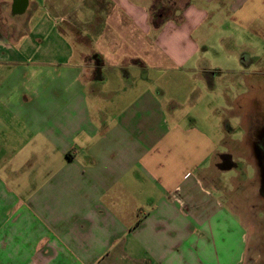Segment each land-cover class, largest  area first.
I'll return each mask as SVG.
<instances>
[{"label":"crops","instance_id":"obj_1","mask_svg":"<svg viewBox=\"0 0 264 264\" xmlns=\"http://www.w3.org/2000/svg\"><path fill=\"white\" fill-rule=\"evenodd\" d=\"M37 5L72 38L49 55L0 25V264H248L260 170L227 180L219 146L241 112L258 159L264 0H0ZM187 80L222 95L202 120Z\"/></svg>","mask_w":264,"mask_h":264},{"label":"rangeland","instance_id":"obj_2","mask_svg":"<svg viewBox=\"0 0 264 264\" xmlns=\"http://www.w3.org/2000/svg\"><path fill=\"white\" fill-rule=\"evenodd\" d=\"M46 8L51 10L49 8V5H46ZM47 13L48 11L45 9V7H42L41 5H37V7L33 6V8L29 11L24 12L23 14H19L17 16L13 15L12 12L3 13V10H1L0 8V25L2 29L6 28L7 30L5 34L6 39L13 42V44L18 46L19 48L20 42L29 41L30 44H36L37 42L45 40V43L47 44L45 46L46 54L51 55L54 49L53 42H57L61 39L69 40L72 38V36L69 33L60 36L58 31L53 30V14H55V12L52 11L53 16L51 17H49ZM59 17L60 16L57 15V18ZM1 33L4 35L5 32L2 31ZM25 49L27 50V52L29 51V55H32L33 53L35 55L34 47H29ZM60 49L62 55H65L67 49L63 45H61ZM88 51L89 50L86 47L78 46L76 51V53H78L77 59L80 57V52ZM223 65L229 67L231 64L225 62ZM236 65H238V63ZM232 81L234 80H231L228 75H224L222 78L218 79V87L223 88V86L232 83ZM187 82L188 83L186 86H188L189 90L185 92V94L179 95V98L183 101L182 106L185 108L183 110L192 114L197 119L202 120L204 119V110L208 108L207 106L209 105V102H211V99L213 100V98L216 97L217 99H214L215 103H222L223 98L220 97L222 95L219 96L217 94L218 96H213L212 94H210L209 96H202L200 95V91L196 89L193 80H187ZM235 90L238 91L237 87L235 88ZM188 92L193 93L187 95L186 93ZM255 96L259 97V94H256ZM262 110L263 109H261L260 107V102H256L254 104L253 114L259 121V125L257 129H251V131L253 130L252 137L254 139H259L264 134V116L262 114ZM240 114L239 112L233 113V115L229 117L230 122L232 123V127L234 128L233 133L229 135V138L225 139V143H221L219 146V149L222 152H232L235 157V161L238 165L237 169L235 168L234 170H231L230 172H227L225 174L227 176V180H230L231 177H237L239 180V170H244L248 177H253L255 174L254 165L257 167L258 170H260L258 159L251 160L250 158L244 156L245 152H249L247 150H249V145L251 142H248L249 144L245 142L246 131L249 128V123H247L248 125H242V120L239 118L241 117ZM202 115L203 118L201 117ZM220 135L223 136V133H220ZM259 184V189L257 188L258 190L255 191L256 193L254 195L255 202H257L256 210L259 211V215L257 217V220L252 224L251 235L248 242V251L246 254V262L248 264H264V196L261 191V170L260 183L258 181V185ZM245 191L246 192L244 194L246 195L247 190ZM238 195V200H241L242 193L240 191L238 192ZM242 201L244 202L243 199Z\"/></svg>","mask_w":264,"mask_h":264},{"label":"flooded vegetation","instance_id":"obj_3","mask_svg":"<svg viewBox=\"0 0 264 264\" xmlns=\"http://www.w3.org/2000/svg\"><path fill=\"white\" fill-rule=\"evenodd\" d=\"M254 149L255 152L258 156V162H259V167L261 170V188L264 186L263 183V173H264V134L261 138L256 139V141L254 142ZM262 194L264 196V188L262 191Z\"/></svg>","mask_w":264,"mask_h":264},{"label":"trees","instance_id":"obj_4","mask_svg":"<svg viewBox=\"0 0 264 264\" xmlns=\"http://www.w3.org/2000/svg\"><path fill=\"white\" fill-rule=\"evenodd\" d=\"M221 165H222V167H228L229 166V164H227V161H224Z\"/></svg>","mask_w":264,"mask_h":264},{"label":"water","instance_id":"obj_5","mask_svg":"<svg viewBox=\"0 0 264 264\" xmlns=\"http://www.w3.org/2000/svg\"><path fill=\"white\" fill-rule=\"evenodd\" d=\"M263 183H264V173H263ZM264 186L261 188V191H263Z\"/></svg>","mask_w":264,"mask_h":264}]
</instances>
